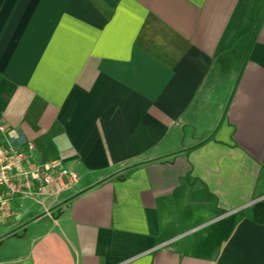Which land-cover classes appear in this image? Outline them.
Masks as SVG:
<instances>
[{
    "label": "crops",
    "instance_id": "crops-1",
    "mask_svg": "<svg viewBox=\"0 0 264 264\" xmlns=\"http://www.w3.org/2000/svg\"><path fill=\"white\" fill-rule=\"evenodd\" d=\"M0 124V264H264V0H0Z\"/></svg>",
    "mask_w": 264,
    "mask_h": 264
},
{
    "label": "built area",
    "instance_id": "built-area-1",
    "mask_svg": "<svg viewBox=\"0 0 264 264\" xmlns=\"http://www.w3.org/2000/svg\"><path fill=\"white\" fill-rule=\"evenodd\" d=\"M32 144L23 145L7 136L0 124V224L13 214L12 204L34 196L57 198L78 181V174L56 160L44 165L26 166Z\"/></svg>",
    "mask_w": 264,
    "mask_h": 264
}]
</instances>
